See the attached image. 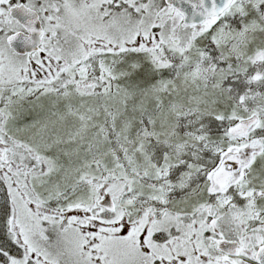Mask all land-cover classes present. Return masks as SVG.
<instances>
[{
	"label": "snow or ice",
	"instance_id": "1",
	"mask_svg": "<svg viewBox=\"0 0 264 264\" xmlns=\"http://www.w3.org/2000/svg\"><path fill=\"white\" fill-rule=\"evenodd\" d=\"M0 264H264V0H0Z\"/></svg>",
	"mask_w": 264,
	"mask_h": 264
}]
</instances>
